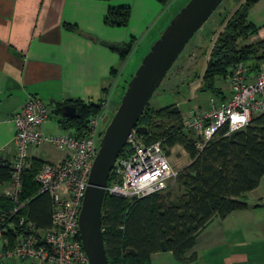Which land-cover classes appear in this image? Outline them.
I'll return each instance as SVG.
<instances>
[{"label":"crops","instance_id":"0c3cea01","mask_svg":"<svg viewBox=\"0 0 264 264\" xmlns=\"http://www.w3.org/2000/svg\"><path fill=\"white\" fill-rule=\"evenodd\" d=\"M186 2L0 0V160L13 162L17 155L12 117L29 95L53 106L51 117L42 125L45 133L76 132L62 126L60 107L70 102L100 103L102 99L115 102L122 94V84L128 83L143 56ZM119 8H129L127 24L107 23L110 11ZM248 20L259 31L244 44L264 43V0L251 7ZM109 44H131L132 51L122 61L120 52ZM223 92L229 95V90ZM201 109H191L183 117ZM54 147L58 152L45 157L37 155L38 147H33L30 159L59 162L70 155L68 150ZM187 156L185 167L191 163L188 153L184 158ZM9 189L10 182L0 183V199L7 197ZM246 202L248 208L210 221L187 254L195 252L196 260L183 263L171 252H156L152 264H264V178L248 192ZM0 264L22 263L4 259Z\"/></svg>","mask_w":264,"mask_h":264},{"label":"trees","instance_id":"16d2710c","mask_svg":"<svg viewBox=\"0 0 264 264\" xmlns=\"http://www.w3.org/2000/svg\"><path fill=\"white\" fill-rule=\"evenodd\" d=\"M161 1L166 4L169 0ZM259 1L243 0L213 44L203 84L205 91L221 101L227 95L216 86V77L227 79L239 62L248 63L252 71L258 70L264 62L262 41L239 43L240 39L247 40L259 31V27L248 20L249 10ZM129 16V8H119L110 11L106 22L125 25ZM66 26L76 29L72 24ZM109 47L120 52L122 61L132 51L131 44ZM103 100L100 103L75 102L79 115H64L62 126L84 135L89 118L103 110ZM157 117L168 121L157 122ZM138 125L147 127V132L142 133L146 142L161 141L168 154L177 145L188 153L191 163L180 170L176 180L185 193L168 202L160 193L127 198L107 192L103 230L110 264H152V254L156 252H171L180 262H192L197 258L196 253L187 254L210 221L248 208V192L257 188L264 178V112L254 115L247 126L230 134H226L228 127L225 126L203 148L183 126L177 105L153 109L148 104ZM43 162L31 160L30 168L24 173L21 201L25 205L19 213L38 229L52 226L53 198L49 192H39L34 180ZM11 178V162L0 160V183L10 182ZM112 179L113 173L110 183ZM6 198L0 199V213L14 207ZM8 235L13 243L15 234L9 232Z\"/></svg>","mask_w":264,"mask_h":264},{"label":"built area","instance_id":"2783aa9c","mask_svg":"<svg viewBox=\"0 0 264 264\" xmlns=\"http://www.w3.org/2000/svg\"><path fill=\"white\" fill-rule=\"evenodd\" d=\"M227 81L229 95L225 100L212 96L206 107L183 117V126L198 139L200 148L225 126L226 134H230L247 126L254 115L264 112V62L256 71L248 63L239 62ZM102 104L103 110L89 118L84 135L69 131L45 133L42 125L51 117L53 106L37 95H29L22 109L13 115L17 155L11 162L12 178L6 195L14 207L0 213V261L90 264L80 237L79 217L106 128L103 118L108 115L109 102L103 100ZM46 144L66 149L70 155L59 162L44 161L35 174L39 192H49L53 198L52 226L38 229L19 213L25 205L21 194L24 173L31 166L29 150ZM116 165L107 192L127 198L161 193L177 180L180 172L161 141L146 142L135 129ZM9 232L15 234L13 243Z\"/></svg>","mask_w":264,"mask_h":264},{"label":"water","instance_id":"95a60500","mask_svg":"<svg viewBox=\"0 0 264 264\" xmlns=\"http://www.w3.org/2000/svg\"><path fill=\"white\" fill-rule=\"evenodd\" d=\"M223 2L188 0L143 56L127 83L114 115L103 118V126L106 128L79 217L80 237L90 264H110L104 239L103 205L110 176L117 169V158L133 129L140 134L147 132V127L138 124L151 97L196 32L202 29ZM196 76L197 72L193 78ZM60 111L67 117H77L79 106L70 102L61 106Z\"/></svg>","mask_w":264,"mask_h":264},{"label":"rangeland","instance_id":"374dc122","mask_svg":"<svg viewBox=\"0 0 264 264\" xmlns=\"http://www.w3.org/2000/svg\"><path fill=\"white\" fill-rule=\"evenodd\" d=\"M242 1L243 0H224L202 29L196 32L180 57L174 63L171 70L168 72L160 87L151 97L149 102L150 108L159 109L166 108L171 105H177L182 110L181 114L183 116V113L187 114L191 109H201L211 103V92L204 90V73L217 35L223 30L226 21L231 17ZM239 43L244 44L246 41H244V39H240ZM127 70L128 69H126V71ZM195 72L198 73V76L193 78ZM125 74L126 72L124 75ZM124 75L120 80L121 84L122 79L124 80ZM124 83L121 86V96L120 94L119 96L117 95L115 97V102L110 103L106 109V112L110 117L114 115L120 104L121 97L127 87V82ZM215 84L216 86H220L221 90L225 92L229 90L227 89L228 81L223 76L216 77ZM156 120L157 122L168 121V119L160 117H157ZM31 148L29 150V155L32 151ZM183 149L184 148L181 145H177L170 151L171 159L175 162L176 168L180 170H183L185 168V164L189 161L188 156L187 158H184V155H186L187 152ZM56 152H58V149H56L52 144H46L36 148V153L40 157H45L47 154ZM184 193L185 191L181 183L179 181H174L160 194L168 202H171L175 201Z\"/></svg>","mask_w":264,"mask_h":264}]
</instances>
